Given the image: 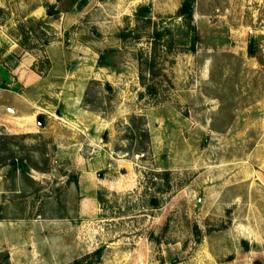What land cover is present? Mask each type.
I'll list each match as a JSON object with an SVG mask.
<instances>
[{
  "label": "rangeland",
  "instance_id": "374dc122",
  "mask_svg": "<svg viewBox=\"0 0 264 264\" xmlns=\"http://www.w3.org/2000/svg\"><path fill=\"white\" fill-rule=\"evenodd\" d=\"M181 3L0 7V264H264V0Z\"/></svg>",
  "mask_w": 264,
  "mask_h": 264
},
{
  "label": "crops",
  "instance_id": "0c3cea01",
  "mask_svg": "<svg viewBox=\"0 0 264 264\" xmlns=\"http://www.w3.org/2000/svg\"><path fill=\"white\" fill-rule=\"evenodd\" d=\"M5 2H7V0H0V7H5L4 5ZM7 22L8 20L7 21L3 19L0 20V45H2L3 42H10V40H12L11 34L15 33L14 29L16 27L11 30V28L9 29L8 27L9 25H5V24L2 25L3 23H7ZM17 46H18V43L15 41L12 48L10 47L9 50H12L14 47H17ZM35 61H36V57L34 56L32 58H27L26 55L23 57V64L26 65L29 70H31L30 67L34 64ZM40 80H41L40 77H34V80L31 82V84L30 83L29 84L33 86V88H35L36 85L39 84ZM38 104H39L38 97L36 95H30L27 91H23L22 93L18 94L16 101L14 103V107L17 112L16 116H14L16 117L15 119L23 120V119L31 117L32 113H30V111L33 109L32 107L37 106ZM3 106H5V104L0 103V127L3 126L4 129H1V130L4 132H8L11 129H13V126L9 124L8 122L9 120H11V117L13 116L12 115L8 116L7 114H5L3 111ZM28 110L30 111L28 112ZM7 117H10V118H7ZM2 131H0V134H2L1 133Z\"/></svg>",
  "mask_w": 264,
  "mask_h": 264
},
{
  "label": "trees",
  "instance_id": "16d2710c",
  "mask_svg": "<svg viewBox=\"0 0 264 264\" xmlns=\"http://www.w3.org/2000/svg\"><path fill=\"white\" fill-rule=\"evenodd\" d=\"M145 11L144 7H140L137 11L138 14H143ZM176 16L182 18L184 25L188 28L189 33L194 37V44L192 45V49H195V42L198 39V33L196 25L194 24V0H182L181 6L176 12ZM21 27V26H20ZM22 35L24 34V39L22 40L21 44L28 49H31L34 46L29 45V36L30 32L28 29L23 28L21 31ZM110 51V50H107ZM104 55V54H103ZM101 65L105 64V61L100 60ZM2 86H5V84H2ZM11 165H14L15 168L21 167V164L17 163L16 159H13L11 162ZM25 165V163H24ZM80 264V263H78ZM83 264V263H82Z\"/></svg>",
  "mask_w": 264,
  "mask_h": 264
},
{
  "label": "water",
  "instance_id": "95a60500",
  "mask_svg": "<svg viewBox=\"0 0 264 264\" xmlns=\"http://www.w3.org/2000/svg\"><path fill=\"white\" fill-rule=\"evenodd\" d=\"M253 48H254V39L252 38L251 39V43H250V52L251 53L253 52ZM38 123L39 124H42L43 123V115L42 114H39L38 115Z\"/></svg>",
  "mask_w": 264,
  "mask_h": 264
}]
</instances>
